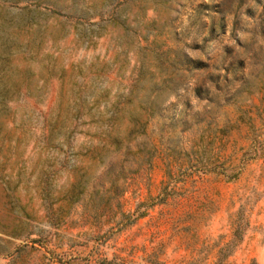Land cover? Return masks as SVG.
<instances>
[{"label":"rangeland","instance_id":"374dc122","mask_svg":"<svg viewBox=\"0 0 264 264\" xmlns=\"http://www.w3.org/2000/svg\"><path fill=\"white\" fill-rule=\"evenodd\" d=\"M252 261L264 0H0V264Z\"/></svg>","mask_w":264,"mask_h":264},{"label":"trees","instance_id":"16d2710c","mask_svg":"<svg viewBox=\"0 0 264 264\" xmlns=\"http://www.w3.org/2000/svg\"><path fill=\"white\" fill-rule=\"evenodd\" d=\"M207 145H208V144H205L204 147H206ZM219 169H220V170H219V173H221V174L226 173L225 168H223L222 166H220ZM234 177H235V175L232 176V177H230V178H234ZM78 187H79V183H78V182H74V183L71 185V190H75V189H77ZM234 237H235V238H238V237H239V234H238V232H236V230H235V232H234ZM220 255H221L220 258H222V257L224 256L223 252H219V256H220ZM251 264H257V263H256L255 261H252Z\"/></svg>","mask_w":264,"mask_h":264}]
</instances>
